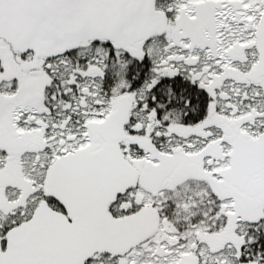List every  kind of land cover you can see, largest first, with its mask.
<instances>
[{"label": "snow or ice", "instance_id": "snow-or-ice-1", "mask_svg": "<svg viewBox=\"0 0 264 264\" xmlns=\"http://www.w3.org/2000/svg\"><path fill=\"white\" fill-rule=\"evenodd\" d=\"M0 264H264V0H0Z\"/></svg>", "mask_w": 264, "mask_h": 264}]
</instances>
